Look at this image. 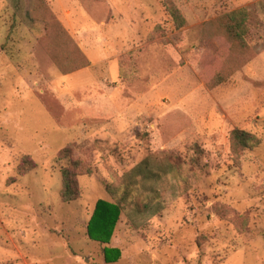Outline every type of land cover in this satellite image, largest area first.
<instances>
[{
	"label": "rangeland",
	"instance_id": "rangeland-1",
	"mask_svg": "<svg viewBox=\"0 0 264 264\" xmlns=\"http://www.w3.org/2000/svg\"><path fill=\"white\" fill-rule=\"evenodd\" d=\"M243 7L246 54L223 35ZM49 14L89 66H57ZM235 128L259 139L240 162ZM68 146L93 173L63 202ZM143 161L107 262L88 222ZM0 264H264V0H0Z\"/></svg>",
	"mask_w": 264,
	"mask_h": 264
},
{
	"label": "trees",
	"instance_id": "trees-1",
	"mask_svg": "<svg viewBox=\"0 0 264 264\" xmlns=\"http://www.w3.org/2000/svg\"><path fill=\"white\" fill-rule=\"evenodd\" d=\"M17 3L18 0H11ZM166 9L172 17L176 28L181 29L187 25V21L181 10L172 1H166ZM46 27V44L49 55L63 73H70L80 68L89 66L90 62L82 53L79 46L68 34L60 22L49 14ZM251 28L249 26V10L245 7L230 11L226 16L223 25V35L235 50L246 54L250 51L249 36ZM244 56V55H243ZM259 139L252 133L235 128L231 132L230 145L234 160L240 162L243 153L248 149L257 147ZM59 159L67 161L61 168L62 188L61 199L63 202H72L80 194L78 178L84 174L93 173V169L82 159L77 158L71 146L65 147L59 153ZM37 166L36 161L29 155L24 156L17 169L19 176H25ZM145 162L138 164L118 183L108 186V191L113 196V200L99 199L95 205L93 213L87 226V233L90 239L105 244L103 248L104 258L107 262L118 261L122 256V250L118 247H110L117 224L122 213L128 207L132 198L137 199L135 191L141 182L140 176L145 174ZM148 176V173H146ZM17 181V177L12 178ZM223 215L224 211H218Z\"/></svg>",
	"mask_w": 264,
	"mask_h": 264
}]
</instances>
